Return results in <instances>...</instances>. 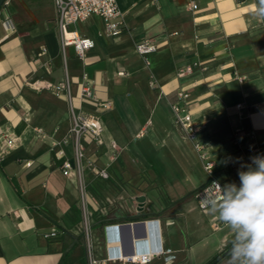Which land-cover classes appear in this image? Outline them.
<instances>
[{
	"label": "crops",
	"instance_id": "crops-1",
	"mask_svg": "<svg viewBox=\"0 0 264 264\" xmlns=\"http://www.w3.org/2000/svg\"><path fill=\"white\" fill-rule=\"evenodd\" d=\"M116 1L125 20L119 36L106 37L96 15L70 27L94 42L82 57L73 46L62 50L53 0L0 7V264H89L84 212L98 264L160 250L148 264H207L233 239L197 204L208 176L171 105L177 90L187 92L214 177L239 184L238 171L264 155L258 0ZM143 39L155 45L149 65L135 50ZM84 76L96 103L79 96ZM66 79L75 113L102 127L101 144L81 138L79 173L72 143L62 144L72 124ZM53 230L55 238H44Z\"/></svg>",
	"mask_w": 264,
	"mask_h": 264
},
{
	"label": "built area",
	"instance_id": "built-area-1",
	"mask_svg": "<svg viewBox=\"0 0 264 264\" xmlns=\"http://www.w3.org/2000/svg\"><path fill=\"white\" fill-rule=\"evenodd\" d=\"M53 3L56 9V24L60 32L62 50L64 51L66 46H73L75 54L79 57L84 56L85 51L94 46V42L88 37L80 36L76 30L70 29L71 26H74L78 22L87 20L92 15H96L102 21V32L106 37L115 38L119 36L125 28L124 15L116 0H53ZM195 7L196 6L193 5V8ZM135 50L140 56H142L145 64L149 65L147 56L148 54L154 52L155 45L150 39H143L136 44ZM191 71L192 67L187 66L179 70V75L188 74ZM236 78L239 81L246 79V77L242 75H238ZM61 88L65 89L68 94V103L72 116V124L69 128L67 136L63 139L62 144H67L69 142L72 143L73 154L76 160V168L79 173L81 170L80 160L85 157V149L82 145L81 138L87 136L97 145L101 144L102 127L98 118L75 113L70 98V89L67 79L64 84H62ZM175 95L176 100L171 105L174 115V123L186 138L193 141L194 148L203 161V167L208 176L207 182L195 193L197 204L199 208L204 211L207 209L204 203V199L206 197H216L219 199L221 195L220 188L217 185L212 184L213 181H218L214 177L215 164L213 161L208 160L205 145L196 139V128L188 107L187 92L183 89H179L176 91ZM79 96L81 100L96 101L95 94L92 92V87L85 76L80 86ZM101 106L107 107L108 104H101ZM140 135H143V132H141ZM6 144L10 147L12 145V140L8 139ZM58 154L63 156V150H60ZM61 167L63 174L68 176L72 170V164L70 161L65 159L62 162ZM98 174L102 178H107L108 176L104 169L98 170ZM219 184L222 186L220 182ZM82 231L88 248V263L98 264L99 261L91 255L90 237L92 235V229L89 222V215L85 212L83 214ZM57 235L58 231L53 230L44 234V238H55ZM161 253H163V250L111 257L103 261V264H148L155 256L160 255Z\"/></svg>",
	"mask_w": 264,
	"mask_h": 264
},
{
	"label": "clouds",
	"instance_id": "clouds-1",
	"mask_svg": "<svg viewBox=\"0 0 264 264\" xmlns=\"http://www.w3.org/2000/svg\"><path fill=\"white\" fill-rule=\"evenodd\" d=\"M253 9L264 20V0ZM250 159L247 170L238 171L239 184L213 181L220 198L204 199L208 212L233 233L228 264H264V155Z\"/></svg>",
	"mask_w": 264,
	"mask_h": 264
},
{
	"label": "trees",
	"instance_id": "trees-1",
	"mask_svg": "<svg viewBox=\"0 0 264 264\" xmlns=\"http://www.w3.org/2000/svg\"><path fill=\"white\" fill-rule=\"evenodd\" d=\"M231 244L227 246L222 252L218 253L213 257L207 264H220L222 260L228 258L230 252Z\"/></svg>",
	"mask_w": 264,
	"mask_h": 264
},
{
	"label": "water",
	"instance_id": "water-1",
	"mask_svg": "<svg viewBox=\"0 0 264 264\" xmlns=\"http://www.w3.org/2000/svg\"><path fill=\"white\" fill-rule=\"evenodd\" d=\"M5 0H0V7L4 3ZM138 203L140 202V198L137 199ZM227 260H222L220 264H226Z\"/></svg>",
	"mask_w": 264,
	"mask_h": 264
},
{
	"label": "rangeland",
	"instance_id": "rangeland-1",
	"mask_svg": "<svg viewBox=\"0 0 264 264\" xmlns=\"http://www.w3.org/2000/svg\"><path fill=\"white\" fill-rule=\"evenodd\" d=\"M91 167H93L94 168V165L93 164H89ZM99 170V169H98ZM98 172V171H97ZM93 232V231H92Z\"/></svg>",
	"mask_w": 264,
	"mask_h": 264
}]
</instances>
